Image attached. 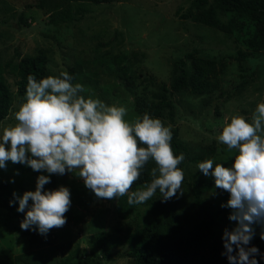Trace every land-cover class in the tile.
Returning a JSON list of instances; mask_svg holds the SVG:
<instances>
[{"label": "rangeland", "instance_id": "obj_1", "mask_svg": "<svg viewBox=\"0 0 264 264\" xmlns=\"http://www.w3.org/2000/svg\"><path fill=\"white\" fill-rule=\"evenodd\" d=\"M40 2L0 0V74L9 87L11 100L10 113L0 126L16 122L13 114L23 99L16 88L19 60L34 57L40 50L48 58V76L67 71L73 83L84 86L86 97L127 107L128 120L139 116L137 104L156 101L159 85L170 84L173 64L186 51L195 48L197 56L218 62L219 89L203 95L188 89L173 92V121L168 110L162 118L166 126L178 130L185 156L179 166L184 171V194L161 202L160 193H156L153 199L163 207H172L177 224L189 227L200 216L190 185L195 178L206 177L197 168L201 162L198 159L213 158L216 163L230 166L235 153H229L216 136L233 115L250 119L257 104L264 102V53L252 52L247 46V39L258 27L244 16L225 12L215 0ZM63 12L70 13L71 20L56 18L55 14ZM210 22L214 26L208 25ZM208 148H213V153ZM24 176L11 161L0 169V183H12ZM54 176L57 188L65 186L70 190L71 207L67 213L81 220L77 225L70 223L49 231L53 244L41 249L43 264H60L67 255L73 261L89 258L98 238L104 242L101 264H130L122 257L127 250L122 241L124 234L129 227L149 218L152 204H139L131 215L121 217L108 199L96 198L77 173ZM207 177L212 187L205 197L213 204L215 230H232L236 222L228 219L231 209L221 207L229 194L215 188L212 176ZM17 194L22 196L19 191ZM17 208L18 202L13 213L0 209V262L30 251L28 238L21 235L20 228L25 213ZM253 227L260 238L261 227ZM261 242L264 244V240Z\"/></svg>", "mask_w": 264, "mask_h": 264}, {"label": "clouds", "instance_id": "obj_2", "mask_svg": "<svg viewBox=\"0 0 264 264\" xmlns=\"http://www.w3.org/2000/svg\"><path fill=\"white\" fill-rule=\"evenodd\" d=\"M73 79L67 71L39 80L29 75L13 114L16 122L0 126V169L11 161L48 173L37 177L35 191L22 196L13 192L10 205L18 202L17 211L25 213L20 228L46 236L67 223L71 193L65 186L44 190L51 175L75 172L96 198L127 196L130 205L146 203L157 190L161 202L182 196L184 171L179 165L185 156L174 153L171 126L148 113L128 120L127 107L86 97L84 86ZM216 140L235 153L230 166L207 158L197 168L229 194L221 207L231 209L228 219L236 226L223 231L222 255L229 264H258L260 251L250 244L254 225L261 227L264 240V102L250 119L233 115L226 120ZM150 162L155 164L150 181L129 195Z\"/></svg>", "mask_w": 264, "mask_h": 264}, {"label": "trees", "instance_id": "obj_3", "mask_svg": "<svg viewBox=\"0 0 264 264\" xmlns=\"http://www.w3.org/2000/svg\"><path fill=\"white\" fill-rule=\"evenodd\" d=\"M45 0H41L42 4ZM70 1H91L94 3H116L119 0H70ZM216 4L227 13H235L252 21L258 29L247 39V46L252 52L264 53V0H215ZM202 4L205 3L201 1ZM41 6V5H40ZM57 19L64 21L71 20L70 13L63 12L55 14ZM211 18V17H210ZM208 25L214 26L210 22ZM248 57L249 54H241ZM48 58L44 51L40 50L34 57H23L17 64L18 80L16 82L17 93L24 97L26 92L27 77L33 75L38 80L48 76ZM172 80L169 85L162 83L159 85L156 101L152 104H137L136 112L139 116L148 113L150 116L162 120L166 110L169 112L170 120L173 121L174 104L171 100L173 92L188 89L193 94L203 95L212 94L219 89L217 79L220 74L218 62L213 59L201 58L197 56L195 48L185 52L184 56L174 62ZM11 100L9 87L0 74V121L6 119L10 113ZM173 139L171 146L176 155L183 153L181 142L178 140V130L172 128ZM213 153V148H208ZM202 161V159H198ZM182 163L179 165L181 167ZM155 164L150 162L146 165L140 179L132 186V191L138 190L145 182L150 181V170ZM14 167L24 177H18L12 183H0V209L7 213H13L16 202L13 192L19 191L22 195L25 191H35L36 181L41 172L33 171L30 167L23 164H14ZM50 183L44 185V190L57 189V182L54 175L50 176ZM193 203L199 208L200 216L196 218L189 227L177 224L175 211L172 207L159 205L158 199H150L147 202L152 204L151 213L148 219L141 224L129 227L124 234L123 242L127 250L122 257L129 259L130 264H229V261L222 253L225 251L223 246V232L215 230L216 220L213 204L206 200L207 194L212 187V182L208 177L195 178L190 185ZM157 194L159 191L157 190ZM156 195V194H155ZM115 200V199H114ZM114 200H109L111 206L121 217L131 215L139 204H128L127 196L118 198L115 205ZM32 202L29 201V204ZM67 223L77 225L81 218L70 216L66 213ZM21 235L28 238L30 251L8 258L0 264H43L41 249L53 244L51 236H43L38 231L23 230ZM118 238L117 242L120 244ZM97 246L92 247L89 258H78L73 261L67 255L63 257L60 264H101L100 253L104 254V242L98 238ZM250 246H256L260 255L256 256L258 264H264V244L258 236H254ZM235 254V252L233 253Z\"/></svg>", "mask_w": 264, "mask_h": 264}, {"label": "water", "instance_id": "obj_4", "mask_svg": "<svg viewBox=\"0 0 264 264\" xmlns=\"http://www.w3.org/2000/svg\"><path fill=\"white\" fill-rule=\"evenodd\" d=\"M117 200H118V198H116V199L114 200V202H113V205H115V204H116Z\"/></svg>", "mask_w": 264, "mask_h": 264}]
</instances>
